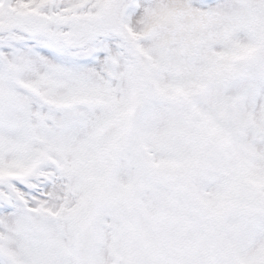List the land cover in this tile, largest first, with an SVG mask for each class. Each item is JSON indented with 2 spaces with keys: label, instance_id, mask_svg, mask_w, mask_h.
Masks as SVG:
<instances>
[{
  "label": "snow or ice",
  "instance_id": "1",
  "mask_svg": "<svg viewBox=\"0 0 264 264\" xmlns=\"http://www.w3.org/2000/svg\"><path fill=\"white\" fill-rule=\"evenodd\" d=\"M0 264H264V0H0Z\"/></svg>",
  "mask_w": 264,
  "mask_h": 264
}]
</instances>
